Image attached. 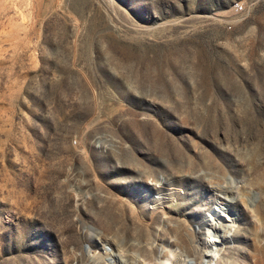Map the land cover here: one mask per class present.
<instances>
[{
    "label": "rangeland",
    "instance_id": "374dc122",
    "mask_svg": "<svg viewBox=\"0 0 264 264\" xmlns=\"http://www.w3.org/2000/svg\"><path fill=\"white\" fill-rule=\"evenodd\" d=\"M208 255L264 264V0H0V264Z\"/></svg>",
    "mask_w": 264,
    "mask_h": 264
},
{
    "label": "bare ground",
    "instance_id": "6f19581e",
    "mask_svg": "<svg viewBox=\"0 0 264 264\" xmlns=\"http://www.w3.org/2000/svg\"><path fill=\"white\" fill-rule=\"evenodd\" d=\"M189 258V257H188ZM187 258V259H188ZM186 259V258H185ZM191 259H193V257L191 258ZM195 259H196V257H195ZM198 259H200V264H214L213 263V259H214V256H211V255H208V256H206V257H203V258H198ZM197 259V260H198ZM189 261H191L190 259H188ZM212 261V262H211ZM187 263H188V261H187ZM193 264H195V263H193Z\"/></svg>",
    "mask_w": 264,
    "mask_h": 264
}]
</instances>
